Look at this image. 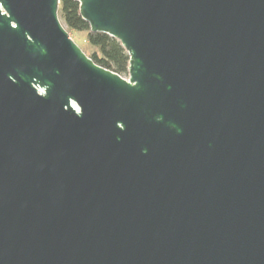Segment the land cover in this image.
<instances>
[{
  "label": "water",
  "instance_id": "water-1",
  "mask_svg": "<svg viewBox=\"0 0 264 264\" xmlns=\"http://www.w3.org/2000/svg\"><path fill=\"white\" fill-rule=\"evenodd\" d=\"M0 0V264H264V0Z\"/></svg>",
  "mask_w": 264,
  "mask_h": 264
},
{
  "label": "trees",
  "instance_id": "trees-1",
  "mask_svg": "<svg viewBox=\"0 0 264 264\" xmlns=\"http://www.w3.org/2000/svg\"><path fill=\"white\" fill-rule=\"evenodd\" d=\"M58 15L68 31L84 33L88 57L92 62L119 76L127 75L129 57L118 41L103 33H92L74 0H59Z\"/></svg>",
  "mask_w": 264,
  "mask_h": 264
},
{
  "label": "rangeland",
  "instance_id": "rangeland-1",
  "mask_svg": "<svg viewBox=\"0 0 264 264\" xmlns=\"http://www.w3.org/2000/svg\"><path fill=\"white\" fill-rule=\"evenodd\" d=\"M59 17V15H58ZM59 21L60 23L63 25V22L62 20L60 19L59 17ZM64 26V25H63ZM64 28L66 29V27L64 26ZM66 31L68 32L69 34V37L74 41V43L83 51V53L88 57L89 53L87 51V45H86V42H85V34L84 33H74V32H71V31H68L66 29ZM122 78L128 80V73L127 75H124V76H121Z\"/></svg>",
  "mask_w": 264,
  "mask_h": 264
}]
</instances>
